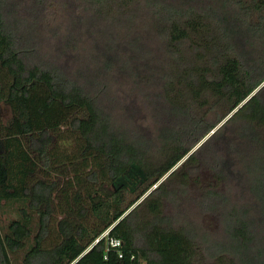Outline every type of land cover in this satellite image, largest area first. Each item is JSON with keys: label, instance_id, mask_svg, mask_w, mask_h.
<instances>
[{"label": "trees", "instance_id": "1", "mask_svg": "<svg viewBox=\"0 0 264 264\" xmlns=\"http://www.w3.org/2000/svg\"><path fill=\"white\" fill-rule=\"evenodd\" d=\"M133 1L0 0V204L15 211L0 264H264V0H137L170 57L155 89L132 83L149 134L96 73L106 47L80 45L93 17L132 21ZM54 9L57 48L42 33ZM198 164L254 197L226 209L221 191L202 190L196 205L220 215L219 233L178 209Z\"/></svg>", "mask_w": 264, "mask_h": 264}, {"label": "rangeland", "instance_id": "2", "mask_svg": "<svg viewBox=\"0 0 264 264\" xmlns=\"http://www.w3.org/2000/svg\"><path fill=\"white\" fill-rule=\"evenodd\" d=\"M130 6L134 9V14L130 16L132 21L129 23L126 22L127 15L118 16L114 20H111V17H107V19L93 17L90 22L91 24L87 27V32L81 35L82 42L80 45H93L90 42L93 39L95 42L101 43L102 48L106 47V52L99 54L95 58V61L98 63L95 66L96 73L100 75V80L108 82L119 95L127 98L130 108H136V111H138L136 118L139 120L138 123L141 125V130L149 134L150 131L146 127H152V125L149 124L150 121L146 118V105L144 101L139 99L140 97L136 96L135 90L132 89V83L138 81L142 86L155 89L157 78H161L160 75L165 70H169L170 57L165 48L163 35L158 32L157 22L154 19V13L150 10L151 8H146L143 1L137 0H134ZM55 12L56 9L52 10L48 17V24H44L45 27L42 29L46 40L51 41L50 44L53 48H57L60 43L58 39H54L53 30L51 29L61 30V23H63L61 16ZM112 38V48L109 49L108 45L111 42L107 39ZM98 48L97 44L95 50H98ZM82 52L81 50L80 53ZM88 53L90 54V50H88ZM52 55H55V51H53ZM55 63H58L61 67L63 65L69 66L70 68L74 67V64L71 63V60L65 54H61L60 56L56 55ZM106 65H109V67L106 68ZM0 107V119L5 121L10 116L9 110L3 105ZM226 119L227 117L223 119L219 126ZM228 134L224 135L227 136ZM232 140L241 145L245 153H251V143L246 145V143H242L244 141L243 138L238 140L236 136ZM236 150L239 151L240 147L237 146ZM224 157L226 164H228L227 172H230L229 174L235 172L239 175V172H243V164L238 158L230 160L233 158L232 153L230 155L224 152ZM198 166V171L191 174L185 184L186 195L178 203V209L183 210L187 219H192L197 225L204 228V230L211 234L219 233L221 231L220 215L214 212H204L196 205V200L202 190L213 187L217 191H221L226 197L227 202L223 206L226 209L233 205L236 200L237 203H250L254 197L245 184H239L234 178H225L222 181H217L212 170L208 169L205 164H198ZM228 188H233L232 193L226 192ZM172 206L173 204H170L166 208L167 212L173 211ZM14 216L15 211L8 203L0 204L1 227L6 225L8 219Z\"/></svg>", "mask_w": 264, "mask_h": 264}, {"label": "built area", "instance_id": "3", "mask_svg": "<svg viewBox=\"0 0 264 264\" xmlns=\"http://www.w3.org/2000/svg\"><path fill=\"white\" fill-rule=\"evenodd\" d=\"M106 234H107V230L105 232H103L98 238H96L94 242H97L100 238H102ZM108 244L111 247H118L120 245V242L117 239H112L111 238V239H108Z\"/></svg>", "mask_w": 264, "mask_h": 264}]
</instances>
